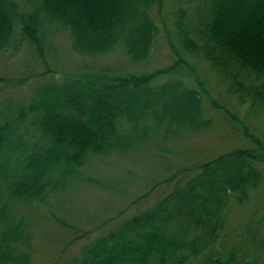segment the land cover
I'll return each instance as SVG.
<instances>
[{
  "label": "trees",
  "instance_id": "trees-1",
  "mask_svg": "<svg viewBox=\"0 0 264 264\" xmlns=\"http://www.w3.org/2000/svg\"><path fill=\"white\" fill-rule=\"evenodd\" d=\"M162 5L0 0V61L25 45L44 58L54 26L69 33L82 54L121 47L132 62L147 63L161 33L154 11ZM174 17L184 53L168 35L177 58L168 68L130 75L107 68L88 78L59 77L47 69L24 98L0 108V264H32L34 235L20 208L68 190L92 156L128 153L163 125L184 131L208 124L201 91L181 71L182 65L196 69L187 56L212 63L240 104L264 108V0H180ZM166 73L174 77L159 80ZM29 79L18 86L26 87ZM5 81L0 75V83ZM245 134L255 146L200 163L156 204L117 222L67 263L264 264L245 261L236 247L217 246L233 201L247 200L263 179L264 144L256 134Z\"/></svg>",
  "mask_w": 264,
  "mask_h": 264
},
{
  "label": "rangeland",
  "instance_id": "rangeland-1",
  "mask_svg": "<svg viewBox=\"0 0 264 264\" xmlns=\"http://www.w3.org/2000/svg\"><path fill=\"white\" fill-rule=\"evenodd\" d=\"M179 1L162 0L163 5L154 11L161 33L149 60L142 64L132 62L121 47L96 55L77 52L69 33L51 26L44 58L25 45L15 56L0 61V75L6 79L0 83V108L10 99L24 98L47 69L55 70L59 77L88 78L110 68V74L119 75L168 68L177 60L168 35L184 53L174 26ZM187 58L196 69L189 71L182 65L181 71L188 84L201 91L202 115L208 124L184 131L163 125L128 153L94 155L68 190L20 208L34 235L32 264H68L85 245L106 234L117 222L156 204L191 176L200 163L237 148L255 146L245 131L259 136L264 144V108L240 104L205 58ZM24 77H30L29 85L18 86ZM172 77L166 73L159 80ZM261 168L264 173L263 163ZM223 233L217 245L221 249L236 247L245 261L264 259V247L259 245L264 240V175L247 200L233 201Z\"/></svg>",
  "mask_w": 264,
  "mask_h": 264
}]
</instances>
